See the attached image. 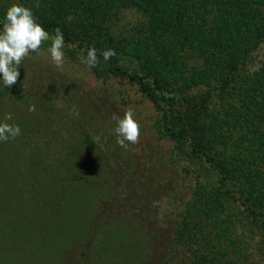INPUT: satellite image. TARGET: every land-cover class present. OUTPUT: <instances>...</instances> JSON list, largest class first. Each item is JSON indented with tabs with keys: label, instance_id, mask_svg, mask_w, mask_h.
<instances>
[{
	"label": "trees",
	"instance_id": "trees-1",
	"mask_svg": "<svg viewBox=\"0 0 264 264\" xmlns=\"http://www.w3.org/2000/svg\"><path fill=\"white\" fill-rule=\"evenodd\" d=\"M13 3L50 36L61 29L66 60L130 87L149 116L132 109L139 142L121 147L112 117L134 106L125 91L104 86L97 101L19 78L9 105L63 115L86 155L30 142L13 156L24 170L0 184V264H102L124 246L138 264H264V0H0V30ZM93 46L117 55L89 69L80 57ZM90 158L104 192L88 185L81 198Z\"/></svg>",
	"mask_w": 264,
	"mask_h": 264
},
{
	"label": "rangeland",
	"instance_id": "rangeland-1",
	"mask_svg": "<svg viewBox=\"0 0 264 264\" xmlns=\"http://www.w3.org/2000/svg\"><path fill=\"white\" fill-rule=\"evenodd\" d=\"M128 13L129 12H125L124 16H122L121 27L123 25L127 28L132 24L131 20H133V16ZM18 70L20 72L19 78H21L25 84L32 85L34 89H37V86L41 82L54 81L57 84H61L64 89H67L70 92L80 93L85 95L88 99L94 98L97 101L99 97H97L98 93L95 92L103 90L104 86L111 87V89L125 91L130 103L134 105L130 108H135L137 111H141V120L148 119L149 111L146 110V104L144 101L141 102V99L138 96L134 95L130 87L122 86L117 82H111L110 84H105L103 86L99 81L94 80L87 70L66 59L62 67H57L52 62L50 54L46 49H41L39 55L30 52L28 57L22 61ZM97 89L98 91H96ZM105 89L107 94H110L109 90L107 88ZM11 91L12 86L6 88L4 87L2 80H0V123L5 122V115L7 113H11L12 120L7 122L9 124H17L21 129V134L15 139H9L6 142L0 141L1 185L4 184L6 179H10L14 177V175H20L23 173L24 166L22 161L14 159L13 156L15 155L17 158H20L22 155L21 149L27 147L30 142L41 147H46L45 153H52L53 156H70L75 152L83 153L79 148V133L63 115L58 113H47L36 109L35 111H29V109L26 108H13L9 105L11 99L8 98ZM11 97L12 96H10V98ZM117 112L118 110L115 109L116 116H118ZM147 148V143H145V145L142 144L141 148H139L140 157L143 158L144 156L145 159L147 158L146 154L150 153ZM83 155L86 154L83 153ZM90 162L92 164H90ZM90 162L87 161V159L82 161V177L79 179L78 187L81 191V198L84 197L85 186L88 185H91L88 190L89 197H92L93 195H101L102 192H104L105 183L103 173L97 166V162L92 161L91 158ZM65 197H68V194L65 195ZM1 205L0 215H3V208ZM64 211L66 213L67 209L65 208ZM44 234H47V232H44ZM46 238L47 235H43L41 232L40 238L38 239L39 242L37 243L42 245L41 241ZM134 250L133 247L124 246L122 250L116 251L111 258H108L102 264H138L135 259ZM40 251L41 247L38 250V256Z\"/></svg>",
	"mask_w": 264,
	"mask_h": 264
},
{
	"label": "clouds",
	"instance_id": "clouds-1",
	"mask_svg": "<svg viewBox=\"0 0 264 264\" xmlns=\"http://www.w3.org/2000/svg\"><path fill=\"white\" fill-rule=\"evenodd\" d=\"M35 6L39 7V0H36ZM49 40L51 43L47 52L52 62L57 67H62L65 61L63 52L65 41L62 30L57 28L55 34L50 36L37 22L31 8L19 3H13L7 8L2 30H0V80L4 87L10 88L17 83L20 77L18 69L22 61L30 52L39 55L43 43ZM116 55L114 49L108 48L101 50L98 56V50L93 46L87 50L86 57L81 56L80 59L87 68L92 69L98 65L101 56L107 62ZM29 111H35V106H30ZM112 119L116 121L114 133L121 147L139 142L141 125L131 108L126 110L122 117L113 115ZM10 120H12V114L7 113L5 122L0 123V141L6 142L21 134L19 125L9 124L7 121Z\"/></svg>",
	"mask_w": 264,
	"mask_h": 264
}]
</instances>
